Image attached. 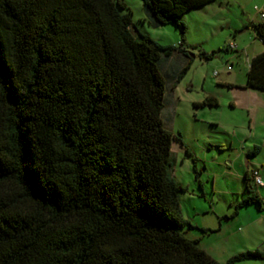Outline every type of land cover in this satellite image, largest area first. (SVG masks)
I'll return each instance as SVG.
<instances>
[{"label": "trees", "instance_id": "1", "mask_svg": "<svg viewBox=\"0 0 264 264\" xmlns=\"http://www.w3.org/2000/svg\"><path fill=\"white\" fill-rule=\"evenodd\" d=\"M212 1L142 4L150 25L184 34V13ZM248 26L264 43V20ZM183 44L163 46L133 29L124 0H0V264L264 258L255 249L219 262L185 234L193 225L173 174L176 135L162 119L166 62L188 55ZM246 87L264 91V51L252 57ZM217 103L207 96L201 105ZM244 179L235 212L262 210L249 171Z\"/></svg>", "mask_w": 264, "mask_h": 264}, {"label": "rangeland", "instance_id": "2", "mask_svg": "<svg viewBox=\"0 0 264 264\" xmlns=\"http://www.w3.org/2000/svg\"><path fill=\"white\" fill-rule=\"evenodd\" d=\"M124 1L132 11L133 29L148 33L163 46L179 47L184 37L183 47L189 51L170 60L162 111L166 128L176 135L173 174L185 187L180 193L182 215L193 225L187 227L186 236L200 238L199 245L219 262L248 250L247 245L253 246L249 250L264 249V218L252 214L257 206L235 212L245 196V172L258 168L264 181V91L246 88L249 61L264 45L248 25L251 20H264L259 11L264 12V0H214L192 8L182 16L184 34L171 23L150 25L142 0ZM250 39H256L253 45ZM230 42L247 48L238 54L227 50ZM201 51L215 54L206 59ZM190 59L188 70L176 82ZM207 96H215L217 105H201ZM255 190L263 196L264 211V185ZM247 221L252 236L242 240ZM196 223L214 231L204 233ZM236 264H264V258Z\"/></svg>", "mask_w": 264, "mask_h": 264}, {"label": "crops", "instance_id": "3", "mask_svg": "<svg viewBox=\"0 0 264 264\" xmlns=\"http://www.w3.org/2000/svg\"><path fill=\"white\" fill-rule=\"evenodd\" d=\"M259 21H262V20H251V22H259ZM254 31V30H253ZM255 32V31H254ZM258 38V37H257ZM251 41L249 42V44H251V45H253L254 44V42H255V40L256 39H250ZM238 45V44H237ZM250 46V45H249ZM247 47L245 46V47H243V48H241L240 49V46L238 45V48L236 49V51L238 52V54H240L241 52H242V50H245ZM228 50H231V49H228ZM241 50V51H240ZM264 51V45L263 46H258V48H257V52H255L256 54L257 53H261V52H263ZM175 54H181V53H179V52H175L174 53V55ZM256 54H254V55H256ZM253 55V56H254ZM252 56V57H253ZM173 58V57H172ZM172 58H170L169 59V61H167L166 62V69L168 70V72H169V68H168V66H170V60L172 59ZM249 64H250V61H249ZM229 85H232V84H229ZM246 88H248V87H246ZM249 89H252V88H249ZM252 90H255V89H252ZM255 169H258V168H255ZM247 171H249V170H247ZM258 171H259V173H260V175H261V171L258 169ZM249 173H250V171H249ZM258 192V194H259V196L263 199V196H262V194L259 192V191H257ZM262 205H263V202H262ZM247 206H250V205H247ZM247 206H245V207H247ZM259 214V215H257V214ZM256 213H253L252 212V214H253V216L255 217V219H260V218H264V211H263V209L262 210H256ZM251 221H247V231H245L242 235H241V237H240V239H242V240H247V239H250L251 238V231H249L248 229H249V226H251ZM196 226H199L200 228H209L208 226H205L204 224H199V223H196L195 224ZM197 239H199V241L201 240L200 238H197ZM253 246L252 245H247L246 246V248L249 250V249H251ZM256 247V246H255ZM203 249H205L212 257H215V256H213L206 248H204V247H202ZM217 260V259H216ZM220 261V260H219Z\"/></svg>", "mask_w": 264, "mask_h": 264}, {"label": "built area", "instance_id": "4", "mask_svg": "<svg viewBox=\"0 0 264 264\" xmlns=\"http://www.w3.org/2000/svg\"><path fill=\"white\" fill-rule=\"evenodd\" d=\"M255 8L257 10H259V8L257 6H255ZM261 12V15L264 17V12L262 10H259ZM228 47L232 50H236L238 48V45L236 42H230L228 44ZM230 67V66H229ZM215 74H218L217 72ZM251 176L254 178L255 180V183L257 184V186H262L264 185V181H263V178L262 176L260 175L258 169H254L252 172H251Z\"/></svg>", "mask_w": 264, "mask_h": 264}]
</instances>
